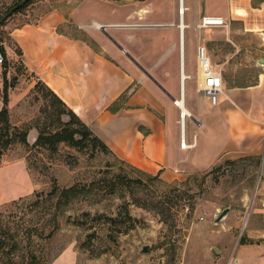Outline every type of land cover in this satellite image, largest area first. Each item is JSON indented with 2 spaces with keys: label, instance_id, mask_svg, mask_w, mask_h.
<instances>
[{
  "label": "crops",
  "instance_id": "crops-1",
  "mask_svg": "<svg viewBox=\"0 0 264 264\" xmlns=\"http://www.w3.org/2000/svg\"><path fill=\"white\" fill-rule=\"evenodd\" d=\"M35 7L31 11L40 12L33 20L9 31L12 47L21 55L6 45L8 68L9 62H19L32 80L53 91L121 161L170 184L209 171L224 159H264V0H126L123 5L117 0H39ZM205 17L222 18L224 24L204 26ZM71 21L90 36H97L96 25H100L138 63L145 67L157 63L155 77L176 100L184 59L189 147H182L175 102L136 70L116 45L104 41L96 50L83 38L68 34L65 28ZM60 27L64 34L58 32ZM108 27L117 29L110 34ZM199 45L206 47L213 71L222 76L223 89L215 105L201 93ZM221 45L229 52L219 51ZM244 68H256L251 82L245 83ZM114 104L120 107L111 112ZM13 106L10 92L11 120ZM2 107L0 94V111ZM262 169L264 173V165ZM35 190L37 183L25 161L3 156L0 204ZM235 217L232 213L229 218ZM227 223L224 233L229 243L239 222ZM241 245L236 264H264V250L255 253ZM73 259L66 249L51 264H72Z\"/></svg>",
  "mask_w": 264,
  "mask_h": 264
},
{
  "label": "rangeland",
  "instance_id": "rangeland-1",
  "mask_svg": "<svg viewBox=\"0 0 264 264\" xmlns=\"http://www.w3.org/2000/svg\"><path fill=\"white\" fill-rule=\"evenodd\" d=\"M18 1L0 0V17L5 16ZM38 1L21 13L11 15L0 26V47L7 45L17 54L15 47H12L9 31L34 19L40 11L31 10L36 8ZM125 2L121 0L119 5ZM68 25L65 28L68 34L83 38L96 50L101 49L104 41L117 48L102 33L99 25H96L99 28L97 36L83 33L73 21ZM107 29L111 34V30L117 28ZM224 50L229 52L221 45L219 51ZM187 63L189 65L188 58ZM140 65L159 81L154 75V72H158L157 63L148 67L142 63ZM11 66L14 72L8 76L6 73ZM134 67L142 72L136 65ZM8 70L5 72L3 65L0 66V94L3 96L6 74L8 96L11 92L14 100L12 120H9L12 144L4 156L10 160L25 161L37 183V190L9 204H0V229L8 235H15L14 240L3 235L6 246L1 250L0 264H27L32 253L43 256L47 261L57 254L60 256L66 249L74 255L72 264H227L230 255L231 260L240 256L241 240L255 253L264 250L263 159L257 170L251 162L233 165L226 161L234 159H224L214 167L221 165L219 170L212 172V168L164 186L146 179L114 156L95 152L91 147L77 149L61 144L53 152L48 147L36 144L40 133L57 129L51 97L26 74L19 62H9ZM244 70V75L248 77L245 83L251 82L256 76V68ZM180 98L181 88L178 100ZM179 110L175 118L180 128ZM186 119H190V116ZM187 125L189 134L190 120ZM119 177L120 180L123 177L141 179L143 184L133 190L119 185L114 193H103L86 202H76L64 214H58L59 230L55 236L45 238L55 227V200L48 197L54 187L63 189L105 178L118 180ZM153 201L164 202V207L169 209L168 214L163 216L155 204L151 205ZM225 210H228L227 215L217 222ZM83 212H90L94 219L91 230L85 229L88 228L87 224L78 226L68 220L70 217L75 219ZM232 213L236 216L234 219L229 218ZM235 220L239 226L232 229L233 237L229 244L226 243L229 240L224 233V225L226 221L229 225ZM13 244L17 246L10 253ZM145 248L149 250L147 253L144 252ZM252 261L249 258V262Z\"/></svg>",
  "mask_w": 264,
  "mask_h": 264
},
{
  "label": "trees",
  "instance_id": "trees-1",
  "mask_svg": "<svg viewBox=\"0 0 264 264\" xmlns=\"http://www.w3.org/2000/svg\"><path fill=\"white\" fill-rule=\"evenodd\" d=\"M21 1L23 0H19L13 7L18 5ZM35 1L37 0L28 1L24 6L18 8L14 12V14L21 13L25 8H27L30 4H32ZM117 1H121V0H117ZM139 1H145V0H139ZM1 18L2 17H0V19ZM58 32L60 34H64L63 27L58 28ZM0 51L4 55L3 67L6 70L8 68V62L6 58V50L5 47H3V45L0 47ZM17 54L19 56L21 55V51L19 49L17 50ZM38 85L42 87L43 90L46 91V95L50 96L53 101L52 104L53 107L55 108V116H56L55 120L57 123V129L54 132L40 133L37 138L36 144H38L39 146L48 147V149L52 150L53 152H56L58 150V146L61 144H67L68 146L77 149H85L87 147H91L92 149L95 150V152L97 151L105 155H112L115 158H117L110 151V149L90 130V128L86 126L55 93H53V91H51L46 85L42 83L38 82ZM2 102H3V107L0 111V165L2 163V159L5 151L12 144L11 138L9 136V129H10V125H9L10 119H9V111H8L9 96H8V83L6 78L4 79ZM119 107L120 106L118 104H114L112 107H110V111L116 112L119 109ZM66 117H68L67 120H65ZM247 161L251 162V164L255 167L256 170L261 166V158L259 157H244V158L236 159L234 161H226V163L233 165H244V163ZM220 166L214 168L212 172L219 170L221 168ZM130 167L140 172L142 175L146 177V179L150 181H157L159 184H162L164 186H170L168 183H165L163 180H161L159 175H150L148 173L136 169L135 167L132 166ZM120 179H121L120 177L118 178V180H109L105 178L97 181H91L84 185H73L71 187H67L63 189L54 187L52 191L49 193L48 197L55 200V206H54L56 210L54 217L55 227L48 235H46L45 238H53L55 236L57 230H59V223L57 218L58 214L60 213L64 214L66 211L70 210L71 207L76 202L81 200L86 202V200H88L89 198L100 197L103 193H110V194L114 193L119 185L126 186V188H130V189L132 188L131 190H133L134 188H138L139 185L143 184V180L141 179H132L128 177H123V180ZM36 196L40 197L42 195L36 194ZM90 204L93 205V203ZM152 204H155L157 206V208L159 209L160 213L163 216L168 214L169 209L164 207V202L153 201L151 205ZM96 218L100 219L101 217H96ZM68 220L72 224H76L78 226L87 224L88 228H85L86 230H91L95 224L94 219H92L90 212H83L79 214L75 219H72V217H70V219ZM3 235L8 236L10 240L15 239V235L13 234L8 235L7 232L2 231L0 229V254H1V250L6 246L5 241L3 239ZM242 242L243 241L241 240L240 243ZM16 246H17L16 244H13L11 246V250H9L10 253H13L15 251ZM58 256L59 254L45 261L43 259V256L38 257L37 255L32 253L30 254L29 257L30 261H28L27 264H51Z\"/></svg>",
  "mask_w": 264,
  "mask_h": 264
},
{
  "label": "built area",
  "instance_id": "built-area-1",
  "mask_svg": "<svg viewBox=\"0 0 264 264\" xmlns=\"http://www.w3.org/2000/svg\"><path fill=\"white\" fill-rule=\"evenodd\" d=\"M223 19L218 17H205L202 20V25L204 26H221L223 25ZM4 64V55L0 51V66ZM197 66L202 78V89L201 93L209 98L210 102L215 105L218 102L219 95L223 89V81L222 76L218 72H214L212 69V65L208 56V51L205 46L199 45L197 47ZM183 70V68H180ZM183 137V134H182ZM183 139V138H182ZM182 147L187 148L188 146H184V142L182 141ZM264 206V204H263ZM236 259L228 261L227 264H236Z\"/></svg>",
  "mask_w": 264,
  "mask_h": 264
},
{
  "label": "water",
  "instance_id": "water-1",
  "mask_svg": "<svg viewBox=\"0 0 264 264\" xmlns=\"http://www.w3.org/2000/svg\"><path fill=\"white\" fill-rule=\"evenodd\" d=\"M28 1L30 0H23L21 1L18 5H16L15 7H13L5 16H3L1 19H0V26L11 16L14 14V12L24 6ZM105 35L110 39V41H112V43L114 45H116L121 51H123L125 53V55L151 80L153 81L166 95H168L172 101H174L175 103L177 102V100L172 97L168 92L167 90L144 68L142 67V65H140L130 54L126 53L124 48L119 45L106 31L105 29L102 30ZM263 165H264V159H263V163H262V168H263ZM262 174V173H260ZM259 179H260V176H259ZM228 213V210H225L223 211L219 218L217 219V222L218 221H221ZM149 250L148 248H145L144 252L147 253ZM215 251H217V249H215Z\"/></svg>",
  "mask_w": 264,
  "mask_h": 264
},
{
  "label": "bare ground",
  "instance_id": "bare-ground-1",
  "mask_svg": "<svg viewBox=\"0 0 264 264\" xmlns=\"http://www.w3.org/2000/svg\"><path fill=\"white\" fill-rule=\"evenodd\" d=\"M183 13H184V11L182 8V14ZM182 48H184V45L181 46V49ZM182 68L184 69V59L182 60ZM185 79H186L185 73H184V70H182V72H181V98H180V100H177V102L175 104L179 109H181V122L180 123H181V130H182V134H183L182 141L184 142V146L186 147L187 142L185 139V125H186V118L188 116H190V113L187 111V109L185 107V90H184Z\"/></svg>",
  "mask_w": 264,
  "mask_h": 264
}]
</instances>
